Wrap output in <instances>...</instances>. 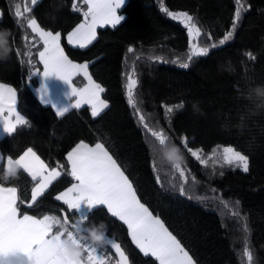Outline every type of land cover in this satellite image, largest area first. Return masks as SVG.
Returning <instances> with one entry per match:
<instances>
[{"label": "trees", "instance_id": "obj_1", "mask_svg": "<svg viewBox=\"0 0 264 264\" xmlns=\"http://www.w3.org/2000/svg\"><path fill=\"white\" fill-rule=\"evenodd\" d=\"M73 3L0 0V29L16 38L9 56L0 59V82L17 90L18 111L28 121L0 138L4 159L17 158L31 147L49 167L59 162L67 170L66 154L78 142L105 143L132 179L141 202L165 221L197 264H248L245 248L252 251L253 264H264V103L246 98L249 86L264 85V0H127L119 10L124 19L115 28H98L97 39L87 48L66 40L67 33L83 22L82 11L87 9L82 0H75L81 11H73ZM237 8L241 15L233 30ZM164 9L189 12L201 29L198 46H216L189 61L188 33ZM17 10L22 13L19 20ZM31 18L46 30L61 32V43L73 61L88 62L90 74L105 88L103 97L109 102L100 116L93 117L87 105L59 116L38 98L39 79L33 72L43 68L36 55L40 49L29 46L32 63H28L24 40L25 34L29 40L34 36L27 28ZM230 30L233 35L221 45ZM129 47L135 51L129 53ZM128 76L138 82L132 90L137 110L128 103ZM74 82L81 87L85 78L78 75ZM168 107L173 108L171 113ZM139 115L154 130L168 132L177 144L187 137L190 147L203 150L207 165L184 153L182 167L188 180L184 194L179 190L183 180L168 161H158L153 169L155 141ZM228 145L249 157L247 173L223 162L222 148ZM5 176L3 160L0 183L16 187L21 198L29 201L34 187L31 177L19 168L14 177ZM72 182L62 175L32 208L21 207V212L40 217L61 215L62 210L70 220L78 219L55 200ZM89 218L97 226L105 224L106 234L121 244L131 264H158L139 251L126 226L105 208L95 209ZM108 250L106 264H114L117 257L109 246Z\"/></svg>", "mask_w": 264, "mask_h": 264}, {"label": "snow or ice", "instance_id": "obj_2", "mask_svg": "<svg viewBox=\"0 0 264 264\" xmlns=\"http://www.w3.org/2000/svg\"><path fill=\"white\" fill-rule=\"evenodd\" d=\"M36 2L37 0H32L33 4ZM124 2L125 0H82V3L87 5V9L82 11L83 22L67 33V43L75 47L87 48L97 39V28L105 26L115 28L124 19L118 14ZM72 7L73 11H81L75 0ZM164 11L185 27L189 46L192 48L188 56L189 61L194 57L207 55L210 47L216 46L215 44L192 45L193 33L199 35L201 29L187 11L169 12L168 9ZM240 15L241 10L237 8L234 13L233 30ZM15 16L19 20L22 13L17 10ZM27 28L34 34L32 40H29L27 34L24 36L28 63H32L29 46L39 47L40 50L36 55L43 66V77L48 78L54 75L68 83L71 86L70 95L76 97L75 103L67 107L56 108V105H53L57 114L63 116L70 108H81L87 105L93 117L100 116L109 107V102L103 97L105 88L89 73V64L77 63L69 58L61 43V32L46 30L35 18L27 20ZM232 35L233 31H228L219 43L223 45ZM15 40V35L10 34L11 49L15 47ZM16 51L19 53L20 50L16 48ZM134 51L133 47L128 48L129 53ZM183 67L187 68L188 63H184ZM78 75L86 78V86L79 88L74 86L73 78ZM127 79L128 103L137 110V100L132 90L138 82L131 76ZM39 92L41 101L50 103V100L45 99L48 95L46 85L42 86ZM246 98L250 103L258 100L264 103V85L249 86ZM182 106L181 104L180 107ZM172 111V107L167 108L168 113ZM138 119L155 141L151 149L155 154V159L152 161L153 169H157L158 161H168L183 180L179 190L181 194H184V185L188 183L182 167L184 153H189L202 165H207L208 160L201 157L203 150L190 147L187 137H181L177 144L164 129L154 130L148 123H144V115H139ZM27 123L25 117L16 109V89L8 84L0 83V125L3 126L4 132L12 134L16 131V125ZM173 146L179 149V153L170 151ZM211 155L214 156L215 152ZM3 159V156H0V161ZM221 159L225 164L241 169L245 173L249 171V157L233 146L222 148ZM66 162L67 170L64 164L59 162L55 167H49L31 147L16 160H13L11 156L7 157L6 176L14 177L17 169H22L31 177L34 187L31 190L30 200L26 201L18 194L16 187H5L0 183V264H106L110 256L108 246H111L114 250L113 254L119 257L114 264H130L129 257L121 244L114 238L107 237L105 224L99 223L97 226L90 221L89 214L97 208H105L111 217L121 221L139 251L144 256L154 257L158 264H197L190 250L169 230L165 221L160 216L154 215L149 207L141 202L132 179L105 143L90 144L80 141L67 152ZM64 174L70 176L74 182L59 192L55 200L62 202L69 210L77 214L78 219L70 220L68 214L62 210L61 215L44 214L40 217L21 212V207L32 208L38 199L45 195L53 182ZM97 227L105 234L102 244L94 243L90 239V230ZM69 245L80 249L78 257L74 258L70 254ZM244 254L248 264H253L252 251L245 248Z\"/></svg>", "mask_w": 264, "mask_h": 264}, {"label": "crops", "instance_id": "obj_3", "mask_svg": "<svg viewBox=\"0 0 264 264\" xmlns=\"http://www.w3.org/2000/svg\"><path fill=\"white\" fill-rule=\"evenodd\" d=\"M42 72H43V68L41 70H39V73H37V70H35L33 72V75L37 76L38 79H39V84L38 86L35 88V92L38 96V98L41 100L40 98V88L42 86H45L47 87L48 89V95L45 97L46 100H50V103H44V104H49L51 106L53 105H56V108H63V107H67L71 104H74L75 103V99L76 97H72L70 95L71 93V86L60 80L59 78H57L56 76H51V77H48V78H45L43 77L42 75ZM37 73V74H36ZM75 78V77H74ZM74 78H73V84L74 86L78 87L75 82H74ZM0 83H3V82H0ZM7 84V83H5ZM87 84V80L85 78V84L81 87H84L86 86ZM10 85V84H8ZM11 87H13L12 85H10ZM14 88V87H13ZM79 88V87H78ZM18 94H17V90H16V109L18 110ZM54 108V107H53ZM56 108H54L56 110ZM19 112V111H18ZM57 112V111H56ZM21 114V113H20ZM22 115V114H21ZM13 122H15V118L13 117ZM17 126V125H16ZM7 133L4 132L3 130V126L0 125V138L4 135H6ZM27 150V149H26ZM25 150V151H26ZM35 151V150H34ZM36 152V151H35ZM37 153V152H36ZM23 154V153H22ZM21 154V155H22ZM37 155H39L37 153ZM0 156H3L2 155V152L0 150ZM40 156V155H39ZM41 157V156H40ZM4 158V157H3ZM18 158V157H17ZM17 158H12L13 160H16ZM41 159H43L41 157ZM4 160V164L6 166V162H7V158L3 159ZM2 161H0V164H1ZM63 191V190H62Z\"/></svg>", "mask_w": 264, "mask_h": 264}, {"label": "clouds", "instance_id": "obj_4", "mask_svg": "<svg viewBox=\"0 0 264 264\" xmlns=\"http://www.w3.org/2000/svg\"><path fill=\"white\" fill-rule=\"evenodd\" d=\"M9 36L10 32L8 30H0V59H5L9 56L11 52V48L9 45ZM170 151H175L179 153V149L173 146ZM7 178V176H6ZM90 239L97 244L104 243L105 234L104 232L99 228L91 229L90 230ZM69 251L70 254L75 258L78 257L80 254V249L75 248L72 245H69Z\"/></svg>", "mask_w": 264, "mask_h": 264}, {"label": "rangeland", "instance_id": "obj_5", "mask_svg": "<svg viewBox=\"0 0 264 264\" xmlns=\"http://www.w3.org/2000/svg\"><path fill=\"white\" fill-rule=\"evenodd\" d=\"M39 0H37V2H38ZM126 1L127 0H125V2H124V4L126 3ZM124 4L120 7V9L124 6ZM119 9V10H120ZM119 10H118V14L119 15H122V14H120L119 13ZM180 11H182V10H170V12H180ZM189 13V12H188ZM190 14V13H189ZM191 15V14H190ZM0 16H1V12H0ZM123 16V15H122ZM124 17V16H123ZM97 30H98V28H97ZM197 39H198V35L196 34V33H193V39H192V45H194V46H198V44H197ZM63 46V45H62ZM65 53H66V51H65ZM67 54V53H66ZM70 58V57H69ZM71 59V58H70ZM74 62H76V61H74ZM77 63H88V62H77ZM90 73V72H89ZM229 146V145H228ZM85 211H87V210H85Z\"/></svg>", "mask_w": 264, "mask_h": 264}, {"label": "water", "instance_id": "obj_6", "mask_svg": "<svg viewBox=\"0 0 264 264\" xmlns=\"http://www.w3.org/2000/svg\"><path fill=\"white\" fill-rule=\"evenodd\" d=\"M107 235V234H106ZM107 237L109 238V239H113V237H110L109 235H107ZM115 239V238H114ZM116 240V239H115ZM117 242V241H116ZM117 243H119V242H117ZM110 247V249H111V246H109ZM113 252H114V250L113 249H111ZM117 257V259L119 258L118 256H116ZM129 262H130V260H129ZM131 264V263H130Z\"/></svg>", "mask_w": 264, "mask_h": 264}]
</instances>
